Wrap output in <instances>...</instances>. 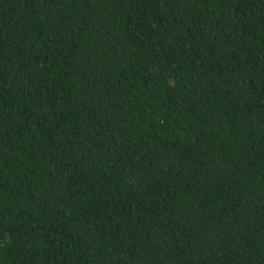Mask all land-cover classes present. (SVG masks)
Segmentation results:
<instances>
[{
    "label": "trees",
    "instance_id": "trees-1",
    "mask_svg": "<svg viewBox=\"0 0 264 264\" xmlns=\"http://www.w3.org/2000/svg\"><path fill=\"white\" fill-rule=\"evenodd\" d=\"M0 264H264V0H0Z\"/></svg>",
    "mask_w": 264,
    "mask_h": 264
}]
</instances>
